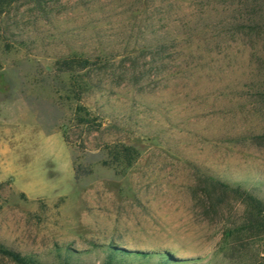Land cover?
Here are the masks:
<instances>
[{
  "label": "rangeland",
  "instance_id": "rangeland-1",
  "mask_svg": "<svg viewBox=\"0 0 264 264\" xmlns=\"http://www.w3.org/2000/svg\"><path fill=\"white\" fill-rule=\"evenodd\" d=\"M226 4L179 0L155 28ZM156 8L17 0L0 11V247L40 264H100L110 245L244 262L220 241L244 204L209 198L206 180L264 200V44L200 42L133 68L123 45L153 36L142 25ZM73 56L106 63L59 65ZM122 146L131 165L113 158ZM0 264L16 263L0 253Z\"/></svg>",
  "mask_w": 264,
  "mask_h": 264
},
{
  "label": "trees",
  "instance_id": "trees-1",
  "mask_svg": "<svg viewBox=\"0 0 264 264\" xmlns=\"http://www.w3.org/2000/svg\"><path fill=\"white\" fill-rule=\"evenodd\" d=\"M17 0H0V11L3 7L9 6ZM143 0H133V3H141ZM179 0H146L161 6L156 8L148 16V22L142 25L149 26L153 36L144 38L130 36L125 40L123 50L126 56H130L131 64L136 66L139 56L149 57L150 64L158 62L162 65L171 53H184L192 55V52L199 48L198 43H215L224 40H249L253 44H264V0H191L206 4H217V2L227 3L226 6L212 7V12L196 14L195 19L185 20L179 25L158 33L155 28V20L160 15V20H170L171 9L178 4ZM182 1V0H181ZM226 11V13H225ZM226 15H225V14ZM224 15V16H223ZM210 32L211 36L207 37ZM137 52L136 55H132ZM100 60L101 65L105 64ZM61 67L73 70L88 68L99 63L94 62L89 57L73 56L62 59L58 62ZM152 67V66H151ZM134 150L130 146H122L115 150L113 158L123 160L127 165H131L134 160ZM209 190V198L212 195L223 200L225 195L231 194L241 199L244 210L240 218L233 221V226L225 225L222 229L221 243L232 245L236 255L239 256V264H264V200L243 190L239 186H232L220 179L208 177L206 180ZM214 198V199H215ZM106 255L100 264H189L191 260L174 255L166 249L158 251L131 250L121 246H103ZM0 253L16 264H40L31 255H23L13 249L0 247ZM59 264H75L70 261L69 256Z\"/></svg>",
  "mask_w": 264,
  "mask_h": 264
}]
</instances>
